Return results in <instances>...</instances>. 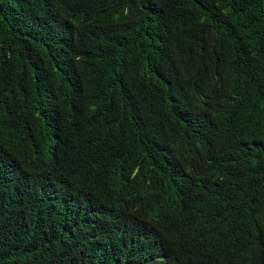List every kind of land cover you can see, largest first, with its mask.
Wrapping results in <instances>:
<instances>
[{"label":"trees","instance_id":"1","mask_svg":"<svg viewBox=\"0 0 264 264\" xmlns=\"http://www.w3.org/2000/svg\"><path fill=\"white\" fill-rule=\"evenodd\" d=\"M0 264H264V0H0Z\"/></svg>","mask_w":264,"mask_h":264},{"label":"clouds","instance_id":"2","mask_svg":"<svg viewBox=\"0 0 264 264\" xmlns=\"http://www.w3.org/2000/svg\"><path fill=\"white\" fill-rule=\"evenodd\" d=\"M62 175H50V176H47L45 177V193H50L52 191H54L61 183L62 181L60 180V177ZM100 174L97 173V172H93L90 177L84 179L81 184L86 187L87 190L91 191L93 189H95L99 179H100ZM81 184L78 186L81 187ZM94 199V198H92ZM132 206V205H131ZM131 206L129 207L130 211L131 212H137L138 210L137 209H131ZM74 212L78 213V214H85V215H88V216H91L92 215V211L90 212H86V213H83L81 212L80 210V206L77 207ZM175 212V210H171L169 212H163V213H159L157 216H152L150 218H148V220L146 221L147 224L149 226H152L153 222L155 220H165L166 217H169L171 213ZM162 231L159 229H157V233L160 234ZM164 236L166 239H171L172 238V235L169 233V232H164ZM152 238L154 240V242L156 243H163V236H159V235H152Z\"/></svg>","mask_w":264,"mask_h":264}]
</instances>
